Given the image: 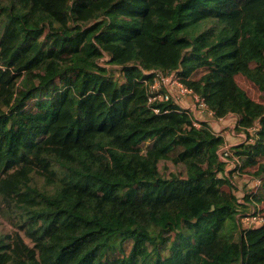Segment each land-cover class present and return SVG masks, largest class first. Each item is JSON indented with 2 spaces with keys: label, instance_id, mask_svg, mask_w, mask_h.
Listing matches in <instances>:
<instances>
[{
  "label": "trees",
  "instance_id": "trees-1",
  "mask_svg": "<svg viewBox=\"0 0 264 264\" xmlns=\"http://www.w3.org/2000/svg\"><path fill=\"white\" fill-rule=\"evenodd\" d=\"M152 70L237 116L256 190L222 133L149 103ZM238 74L264 98V0H0V264H264V103Z\"/></svg>",
  "mask_w": 264,
  "mask_h": 264
},
{
  "label": "rangeland",
  "instance_id": "rangeland-1",
  "mask_svg": "<svg viewBox=\"0 0 264 264\" xmlns=\"http://www.w3.org/2000/svg\"><path fill=\"white\" fill-rule=\"evenodd\" d=\"M200 74H201V72L196 74L195 77H197V75L199 76ZM236 79H237L238 83L247 91V93L252 98L264 103V98L262 97L263 96L262 91L255 83H253L251 80H249L247 77H245L242 74H238L236 76ZM176 92H178L177 89H176ZM211 114L214 116V113H211ZM218 119H221V118H218ZM237 120L238 119H236V121H234V119H232L231 125L226 126V127H222V129L220 131V132H223L225 130H229V132H226V135H225V138L229 137L228 142L234 141L235 138H237L238 140H241L242 142L247 140V137H248L247 132H245V131L241 132V131L236 130ZM250 131L254 134L253 129H251ZM232 151L235 153L234 150H232ZM238 156H240V155H236V157H238ZM259 160H260V158H259ZM245 162H246L245 159L238 157L236 160V163H235L236 165H230L229 166V170L236 168V166H237V168H236L237 171H236V173H234V183L237 186L235 192L238 195H244L246 191L256 190L257 187L259 186L260 182H261L260 179L256 178L253 175V171L256 169L257 164L243 168V165L245 164ZM170 169L173 171H178V172L183 171V168H181V166L174 168L173 165H171V164H170ZM229 191L230 190L228 189L226 193H228ZM240 201L243 202L244 200L240 199ZM239 215H240V221L242 223L243 228H249L252 226H257V225H260L262 223L261 219L255 220L256 217H258V218L260 217V212L252 204L248 203L246 209L240 211ZM4 227L6 230H10V225L8 223H5Z\"/></svg>",
  "mask_w": 264,
  "mask_h": 264
},
{
  "label": "built area",
  "instance_id": "built-area-1",
  "mask_svg": "<svg viewBox=\"0 0 264 264\" xmlns=\"http://www.w3.org/2000/svg\"><path fill=\"white\" fill-rule=\"evenodd\" d=\"M152 73L155 74L154 80H146V83L149 85V103H153L155 101H167L173 98L176 102L180 103L183 109H187L190 111V114L196 126H200L201 120L199 119L204 112L214 113L212 110L209 109L205 98L194 92V90L188 87L187 85H185L176 72L164 73L158 70L146 72V74L148 75ZM176 89L178 92H176ZM185 95L192 96L194 101L193 108H187L181 104L180 98L181 96ZM154 110L156 112H159L160 109L156 107L154 108ZM231 147L232 146L226 144L220 150V156L223 159L227 160L231 157L233 158V160H237L239 156L236 157V155L232 153V151L230 150ZM256 219H261L263 221V218L261 216L259 218L256 217L255 220Z\"/></svg>",
  "mask_w": 264,
  "mask_h": 264
},
{
  "label": "crops",
  "instance_id": "crops-1",
  "mask_svg": "<svg viewBox=\"0 0 264 264\" xmlns=\"http://www.w3.org/2000/svg\"><path fill=\"white\" fill-rule=\"evenodd\" d=\"M180 100H181L180 101L181 104L184 105L185 107L193 108L194 101H193L192 96H190V95L181 96ZM232 119H234V121H236V119H238V118H237V116H234L232 114V115H227V116H225V117H223L221 119H218L215 116H213L211 113L204 112L200 116L199 120H201L202 122H208L213 127V129L219 133L221 131L222 127H226V126H230L231 125ZM226 132H229V130H225V131L220 132V133H222L224 135V137H225ZM225 139H226L227 145L229 144L230 146H233V145H236V144H239V143L242 142L241 140H238L237 138H235V140L232 141V142L231 141L228 142L229 137H227Z\"/></svg>",
  "mask_w": 264,
  "mask_h": 264
}]
</instances>
